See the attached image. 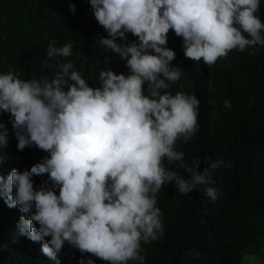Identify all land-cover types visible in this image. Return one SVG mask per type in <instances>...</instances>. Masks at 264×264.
<instances>
[{"label":"clouds","instance_id":"clouds-1","mask_svg":"<svg viewBox=\"0 0 264 264\" xmlns=\"http://www.w3.org/2000/svg\"><path fill=\"white\" fill-rule=\"evenodd\" d=\"M89 3L107 32L99 37L100 45L124 61L129 72L117 74L106 56L95 87L71 62L61 64L51 80H25L15 70L0 73V116L9 115L17 149L34 145L48 153L30 170L0 175V198L28 213L19 219L20 235L33 242L43 239L41 250L55 264H61L65 243L82 257L90 254L107 264H145L141 242L163 235L156 207L161 187L171 183L187 195L203 185L215 202L219 189L210 186L212 175L231 166L219 159L201 170L199 158L189 165L176 150L178 140L187 143L198 129L200 101L168 91L169 83L183 75L170 65L175 51L167 46L168 33L182 38L186 58L210 67L234 49L251 48L250 55H256L255 46H264V23L256 15L260 0ZM69 10L75 13V6ZM129 33L136 40L128 42ZM72 50V43L57 47L52 39L47 57H69ZM224 106L230 108V101ZM8 135L0 119V149L7 147ZM44 175L47 180L35 187L32 178ZM78 264L95 261L81 258Z\"/></svg>","mask_w":264,"mask_h":264},{"label":"trees","instance_id":"trees-1","mask_svg":"<svg viewBox=\"0 0 264 264\" xmlns=\"http://www.w3.org/2000/svg\"><path fill=\"white\" fill-rule=\"evenodd\" d=\"M256 15L264 23V0ZM127 36L128 42L136 40L130 33ZM99 37H107V32L96 21L89 0H0V73L15 70L25 80L42 76L51 80L61 64L71 62L95 87L99 71L107 67V56L108 67L127 75L125 62L104 49ZM52 39L57 47L72 43L71 56L49 60L47 46ZM182 44L170 30L167 46L175 51L170 65L180 67L183 75L169 83L168 91L195 95L200 104L197 131L187 143L178 140L176 150L184 153L189 165L199 158L201 170L219 159L231 166H221L212 175L215 183L210 186L219 189L215 202L203 185L187 195L174 184L162 186L156 207L162 212L163 235L142 241L141 254L145 264H244L246 256H257L264 264V46H255L256 55H250L251 48L234 49L210 67L186 58ZM225 100L230 108L224 106ZM0 119L9 133L7 147L0 149V175L7 177L12 169L30 170L48 155L34 145L18 150L9 115ZM178 171L187 178L183 169ZM32 179L38 188L47 176ZM21 216L28 218V213L18 206L9 208L0 198V264H55L41 250L43 239L33 242L20 235ZM81 258L107 264L90 254L82 257L67 243L59 255L61 264H78Z\"/></svg>","mask_w":264,"mask_h":264},{"label":"rangeland","instance_id":"rangeland-1","mask_svg":"<svg viewBox=\"0 0 264 264\" xmlns=\"http://www.w3.org/2000/svg\"><path fill=\"white\" fill-rule=\"evenodd\" d=\"M244 264H262V260L257 256H246Z\"/></svg>","mask_w":264,"mask_h":264}]
</instances>
